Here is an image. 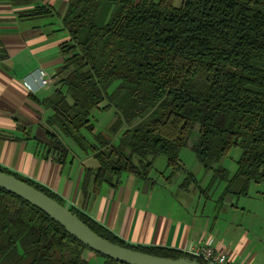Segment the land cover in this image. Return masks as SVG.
Wrapping results in <instances>:
<instances>
[{
	"label": "trees",
	"instance_id": "trees-1",
	"mask_svg": "<svg viewBox=\"0 0 264 264\" xmlns=\"http://www.w3.org/2000/svg\"><path fill=\"white\" fill-rule=\"evenodd\" d=\"M69 0L61 24L62 64L36 101L49 110L44 120V158L60 165L74 152L92 157L81 185L116 187L123 174L148 180L164 156L182 170V189L196 185L182 169L179 152L190 145L211 170L209 182H224L218 203L248 194L264 182V0ZM38 5L22 13L42 18ZM115 83V86H111ZM114 110L112 137L94 131V109ZM193 135V138L190 137ZM68 140L69 142H67ZM239 148L236 170L214 167ZM74 150V152H73ZM76 215L98 236L150 255L206 264L187 252L131 245L44 185L0 165ZM264 198V191L261 192ZM93 259L98 262L92 261ZM0 264H124L81 242L43 211L0 188Z\"/></svg>",
	"mask_w": 264,
	"mask_h": 264
},
{
	"label": "crops",
	"instance_id": "crops-1",
	"mask_svg": "<svg viewBox=\"0 0 264 264\" xmlns=\"http://www.w3.org/2000/svg\"><path fill=\"white\" fill-rule=\"evenodd\" d=\"M68 2L0 0V165L44 185L64 205L82 211L131 245L188 253L211 242L234 263L264 264V240L251 234L252 222L234 224L221 218L246 215L251 209L248 201L240 208L226 199L222 203L214 200L211 207L207 201L200 205L199 192L204 187L197 179L196 185L182 189L180 183L158 185L150 176L141 180L128 174L121 176L116 187L101 184L93 192L91 184L85 190L81 185L89 156L73 150V160L64 165L43 157L44 120L50 112L35 98L46 88L28 91L21 79L33 80L38 68L53 78L59 69L60 44L69 38L61 24ZM38 5L49 6L52 13L42 18L20 17ZM204 196L212 200L210 190Z\"/></svg>",
	"mask_w": 264,
	"mask_h": 264
},
{
	"label": "rangeland",
	"instance_id": "rangeland-1",
	"mask_svg": "<svg viewBox=\"0 0 264 264\" xmlns=\"http://www.w3.org/2000/svg\"><path fill=\"white\" fill-rule=\"evenodd\" d=\"M181 0H175L174 4L179 6ZM115 83L111 86L113 88ZM90 120L94 125V131L101 132L107 137H112L109 134L108 128L114 120V110H100L94 108L91 111ZM193 138V135L190 137ZM69 142L68 140H66ZM240 155L239 148H231L226 154L214 164V167L221 166L225 168L228 173L232 174L236 170V160ZM85 164L90 165L93 163V166L96 165L95 160L92 157H88L85 160ZM179 163L183 170L187 172H192L195 178L199 181V184L202 187L208 184L210 176L212 174L211 170H205L201 164L195 159L193 152L190 149V145L188 144L186 147L182 148L179 152ZM125 176V174H123ZM150 177L153 179H157L158 185H165L167 182L169 185L181 184L183 179L185 178V173L182 170H177L176 172L172 170L171 167L166 165V160L164 156H158L154 162L152 169L150 170ZM167 177V178H166ZM169 177V178H168ZM165 178V179H163ZM169 179V180H168ZM181 180V181H179ZM193 184H191L192 187ZM224 182H216L210 189V193L212 195V200L205 199L204 193L207 191L199 192L200 193V205L207 201V206L211 207L214 200H216L222 189L224 188ZM203 189V188H201ZM198 190V188H197ZM201 191V190H200ZM264 191V182H251L248 188V196H240L238 198H234L228 196L225 202H236L239 208L243 205L244 201H248L250 204V212H246L247 214L244 216L226 214L221 215V218L225 221L234 222V224H248L250 221L252 222L251 234L257 235L260 239L264 240V198H262L261 192ZM198 192V191H197ZM158 194V193H157ZM212 202V203H211ZM218 202V201H217ZM92 261L98 262V260L93 259Z\"/></svg>",
	"mask_w": 264,
	"mask_h": 264
},
{
	"label": "water",
	"instance_id": "water-1",
	"mask_svg": "<svg viewBox=\"0 0 264 264\" xmlns=\"http://www.w3.org/2000/svg\"><path fill=\"white\" fill-rule=\"evenodd\" d=\"M0 188L21 197L37 207L78 240L110 259L124 264H195L183 260L150 255L112 243L95 234L67 207L12 175L0 172Z\"/></svg>",
	"mask_w": 264,
	"mask_h": 264
},
{
	"label": "built area",
	"instance_id": "built-area-1",
	"mask_svg": "<svg viewBox=\"0 0 264 264\" xmlns=\"http://www.w3.org/2000/svg\"><path fill=\"white\" fill-rule=\"evenodd\" d=\"M52 80V77L44 69L38 68L35 70L33 80L21 79V82L28 91L35 92L36 89L47 86ZM188 253L200 258L206 264H237L232 262L222 249L214 247L211 242L196 246Z\"/></svg>",
	"mask_w": 264,
	"mask_h": 264
}]
</instances>
